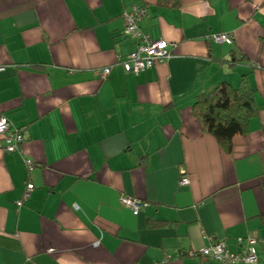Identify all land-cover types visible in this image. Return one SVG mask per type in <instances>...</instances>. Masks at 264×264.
<instances>
[{"label": "crops", "instance_id": "crops-1", "mask_svg": "<svg viewBox=\"0 0 264 264\" xmlns=\"http://www.w3.org/2000/svg\"><path fill=\"white\" fill-rule=\"evenodd\" d=\"M134 5L172 53L138 74L119 59ZM0 66V115L25 137L0 139V264H218L192 253L264 239V0H0ZM244 75L261 109L227 151L192 109Z\"/></svg>", "mask_w": 264, "mask_h": 264}, {"label": "built area", "instance_id": "built-area-1", "mask_svg": "<svg viewBox=\"0 0 264 264\" xmlns=\"http://www.w3.org/2000/svg\"><path fill=\"white\" fill-rule=\"evenodd\" d=\"M149 16V8L147 5H134L131 9L125 10L122 17L125 21L124 34L134 39L137 47L134 51L120 56L121 64L126 72L138 74L148 68L153 67L157 63L169 59L172 55L170 51V43L163 39H154L151 34L144 29L142 23ZM213 40L222 43H233V36L227 33H217L212 35ZM3 67L0 66V70ZM112 67L107 66L98 70L100 80L109 77ZM0 139L5 142L3 150L6 152H16L21 149V145L25 141L23 129L14 126L12 121L6 115H0ZM28 167L33 168L32 161H26ZM181 183L187 185L190 183V177L183 172ZM35 189V185L28 182L23 198L17 202L19 207L24 205V201L28 199ZM122 202L129 205L134 214H139L142 206L146 204L142 201L122 198ZM75 207H78L76 204ZM258 242H264L255 236L239 238L238 243L241 246L240 251H232L223 242H214L211 246L202 249L199 253H192L195 257L201 255L207 257L218 264H233L237 262H245L252 264L258 261V255L255 245ZM101 241L96 240L95 246H100Z\"/></svg>", "mask_w": 264, "mask_h": 264}, {"label": "trees", "instance_id": "trees-1", "mask_svg": "<svg viewBox=\"0 0 264 264\" xmlns=\"http://www.w3.org/2000/svg\"><path fill=\"white\" fill-rule=\"evenodd\" d=\"M181 1L159 0V5L177 8ZM245 77L244 75L236 86L228 81H222L213 89L198 94L192 109L202 129L212 134L227 151L233 150L236 136L248 132L250 119L261 109L256 102L255 91L248 85ZM153 222L162 223V221H151ZM199 256L201 255L195 257Z\"/></svg>", "mask_w": 264, "mask_h": 264}]
</instances>
